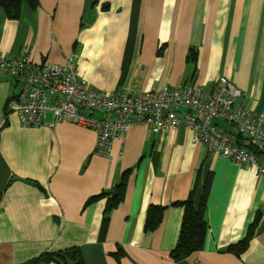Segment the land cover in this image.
I'll return each instance as SVG.
<instances>
[{"label": "crops", "instance_id": "obj_1", "mask_svg": "<svg viewBox=\"0 0 264 264\" xmlns=\"http://www.w3.org/2000/svg\"><path fill=\"white\" fill-rule=\"evenodd\" d=\"M23 49L36 62L71 59L98 90L209 89L225 75L243 90L237 102L264 114V0H22L17 18L0 6V56ZM18 92L0 74V264L70 248L83 264H264V174L194 144L184 126L135 123L101 156L94 129L53 123L50 111L44 125L21 126ZM208 172L204 245L173 258L183 217L173 203ZM150 205L165 206L152 231Z\"/></svg>", "mask_w": 264, "mask_h": 264}, {"label": "built area", "instance_id": "obj_2", "mask_svg": "<svg viewBox=\"0 0 264 264\" xmlns=\"http://www.w3.org/2000/svg\"><path fill=\"white\" fill-rule=\"evenodd\" d=\"M3 73L19 85L10 109L23 127L44 125L50 111L53 123L68 119L94 129L95 153L109 157L112 143L135 123L153 132L184 126L193 130L194 144L264 174V114L238 103L243 90L225 75L209 89L190 83L137 93L98 90L71 59L64 65L36 62L27 49L15 57L0 56Z\"/></svg>", "mask_w": 264, "mask_h": 264}, {"label": "trees", "instance_id": "obj_3", "mask_svg": "<svg viewBox=\"0 0 264 264\" xmlns=\"http://www.w3.org/2000/svg\"><path fill=\"white\" fill-rule=\"evenodd\" d=\"M27 2L34 7L37 0H27ZM22 0H0V6L6 11L9 17L17 18L21 7ZM94 115L100 116L99 112ZM212 182V173L208 172L207 176L201 180L196 178L195 185L189 197L182 202L173 203L183 208V217L179 231V237L174 249L171 252L173 258L181 254L189 253L199 250L203 247L207 234V221H206V207L207 199L210 192ZM123 182L117 188L110 192V197L107 201L105 212L115 207L123 196ZM199 185V186H198ZM105 193L96 194L91 196L87 203L90 201L101 198ZM165 206H152L150 205L147 210L145 220V230L152 231L160 223ZM242 245H230L228 250L238 254L239 248ZM70 249L45 251L38 257L32 258L23 264H83L78 251Z\"/></svg>", "mask_w": 264, "mask_h": 264}, {"label": "rangeland", "instance_id": "obj_4", "mask_svg": "<svg viewBox=\"0 0 264 264\" xmlns=\"http://www.w3.org/2000/svg\"><path fill=\"white\" fill-rule=\"evenodd\" d=\"M39 264H42V263H39ZM50 264H52V263H50ZM71 264H73V263H71Z\"/></svg>", "mask_w": 264, "mask_h": 264}, {"label": "water", "instance_id": "obj_5", "mask_svg": "<svg viewBox=\"0 0 264 264\" xmlns=\"http://www.w3.org/2000/svg\"><path fill=\"white\" fill-rule=\"evenodd\" d=\"M120 182V180H118V183Z\"/></svg>", "mask_w": 264, "mask_h": 264}]
</instances>
